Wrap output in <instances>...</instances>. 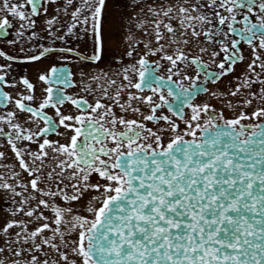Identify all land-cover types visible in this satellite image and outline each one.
I'll list each match as a JSON object with an SVG mask.
<instances>
[{
  "label": "snow or ice",
  "instance_id": "1",
  "mask_svg": "<svg viewBox=\"0 0 264 264\" xmlns=\"http://www.w3.org/2000/svg\"><path fill=\"white\" fill-rule=\"evenodd\" d=\"M0 264H264V0H0Z\"/></svg>",
  "mask_w": 264,
  "mask_h": 264
}]
</instances>
